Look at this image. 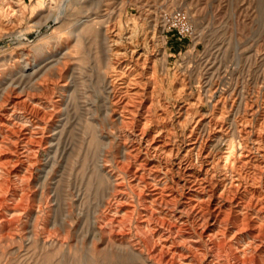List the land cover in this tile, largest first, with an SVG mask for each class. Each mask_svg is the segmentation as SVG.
Returning a JSON list of instances; mask_svg holds the SVG:
<instances>
[{
  "label": "bare ground",
  "instance_id": "bare-ground-1",
  "mask_svg": "<svg viewBox=\"0 0 264 264\" xmlns=\"http://www.w3.org/2000/svg\"><path fill=\"white\" fill-rule=\"evenodd\" d=\"M72 2L61 0L56 24L66 20ZM148 15L139 30L121 19L93 31L100 73L86 86L90 99L83 98L86 88L79 89V79L70 75L69 46L63 52L53 47L40 63L27 61L18 77L4 84L0 244L70 248L68 232L55 230V215L49 227V214L59 205L58 185L67 179L66 165L72 160L80 179L73 197L80 217L89 221L86 233L93 234L97 223L108 245L132 238L129 248L145 264H264V107L248 102L238 112L232 95L216 96L219 79L206 84L213 98L208 114L194 115L202 93L189 100L193 90L182 78L173 80L170 95L162 93L155 59L164 40L157 17ZM219 141H228L222 158L211 148ZM99 178L108 196L100 209L95 203L99 210L91 216ZM76 244L72 247L78 249Z\"/></svg>",
  "mask_w": 264,
  "mask_h": 264
},
{
  "label": "rangeland",
  "instance_id": "rangeland-1",
  "mask_svg": "<svg viewBox=\"0 0 264 264\" xmlns=\"http://www.w3.org/2000/svg\"><path fill=\"white\" fill-rule=\"evenodd\" d=\"M73 2L67 6L66 16L68 18L66 17L64 22L56 24L53 18L57 14V7L61 5V0H0V91H2L4 84L8 80L18 77L20 70L18 68L23 67L27 61L32 60L31 62H33L34 60L40 63L45 58L44 56L47 55L48 50H53L54 47L56 52H63V49L68 46V49L72 51L69 57L70 75H72L74 80L76 79L75 81L79 79L76 82H80L78 85L81 88L79 89L86 88L87 84L89 85L90 83L89 81L94 82L98 76L97 74L100 73L95 67L98 66L99 55L97 53L98 39H96L93 31L96 28H101L107 21L113 22L121 19L123 20V22L121 20L122 23L125 22L124 25L133 26L139 30L146 22L148 14L151 13L158 19L155 23L157 24L159 35L164 40L155 59L158 77L157 85L162 93H166L167 96L170 95L173 80L182 78L185 86H187L186 88H189L188 91L193 90L190 92L189 100H193L198 93H202L203 101L194 110V115L197 116L201 112L208 114L211 110L213 98L207 90L209 86L206 84L209 81H217L219 79L217 82H219L220 86L218 85L219 91L216 96L220 94L232 95L233 98H230L236 99L235 109L238 112L242 111L245 108V103L248 104V102L264 107V87L261 84L264 82V0H73ZM93 13L95 14L93 15ZM108 14L110 15L108 16ZM75 22H79V24ZM89 26L91 27L89 28ZM63 38H67V41L63 42ZM82 39L84 42H82ZM89 58L91 59L89 60ZM88 63H90L91 67ZM88 69L89 71H87ZM30 71L31 69L27 68L26 72ZM73 74L78 78H75ZM87 90L88 88L84 89L82 95L85 96L83 98L87 97V99H90L91 94H87ZM211 148L216 157L222 158L228 151V141L214 143ZM70 162L68 161L66 165V168L69 166L65 172L67 179L64 178L58 185L57 199H61L59 205L54 206L49 214L51 217L49 227H51L52 219L54 220L56 217L57 219L55 218V220L57 221L55 222H57V225H55L56 229H54L58 233L61 231L60 235H66L64 233L68 232L67 241H70L69 252L64 248L56 247V250L55 247L41 245L30 250V248L26 249L27 247H20L18 242L12 241V243L8 241L0 244V264H30V262L31 264L33 262V264H53V262L54 264H58V262L59 264H68L69 262L70 264H145L140 257L131 252L129 247L133 240L132 238H124L122 242L110 246L106 242L104 233L99 230L97 223L93 234L92 231L86 233L89 221H85L80 217V212H78L76 205L77 198L73 197L77 195L80 179L76 180V173H74L76 171H72ZM98 183L100 186L97 193L92 196L93 200H90L93 205L90 204L91 216L93 212H98L97 210L101 208V204L103 205L102 201L105 202L108 196V190L101 178H99ZM83 186L82 190L86 191L84 182ZM64 191L66 193H63ZM58 194L61 196H58ZM70 195L75 199V205L72 203ZM70 203L72 204V209L67 205H70ZM95 203H98L99 209ZM87 206L85 205V207ZM91 206L93 210H91ZM60 211H62L63 215H61ZM64 215L66 218L62 221L61 219ZM60 221H62V224ZM28 225L30 226V222H26L25 227H28ZM80 228L84 229L81 231ZM78 239L82 241L80 242ZM129 241L130 243H128ZM92 242L96 244L95 247L92 246ZM75 244L76 246L78 244L81 245V247L78 245L79 250L77 247H72ZM119 247L122 250H119ZM128 251L129 253H127ZM52 253L53 258L51 257ZM28 254H31L29 258ZM85 254L87 255L85 256ZM64 257L66 260H64ZM39 258L41 259L39 260Z\"/></svg>",
  "mask_w": 264,
  "mask_h": 264
},
{
  "label": "built area",
  "instance_id": "built-area-1",
  "mask_svg": "<svg viewBox=\"0 0 264 264\" xmlns=\"http://www.w3.org/2000/svg\"><path fill=\"white\" fill-rule=\"evenodd\" d=\"M172 21L175 22L174 20H172ZM173 22H172V23H173Z\"/></svg>",
  "mask_w": 264,
  "mask_h": 264
}]
</instances>
